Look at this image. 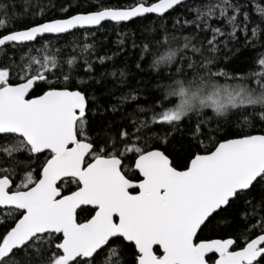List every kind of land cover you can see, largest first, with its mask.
<instances>
[{"label": "snow or ice", "instance_id": "snow-or-ice-1", "mask_svg": "<svg viewBox=\"0 0 264 264\" xmlns=\"http://www.w3.org/2000/svg\"><path fill=\"white\" fill-rule=\"evenodd\" d=\"M55 8L0 0V264H264V0Z\"/></svg>", "mask_w": 264, "mask_h": 264}, {"label": "trees", "instance_id": "trees-1", "mask_svg": "<svg viewBox=\"0 0 264 264\" xmlns=\"http://www.w3.org/2000/svg\"><path fill=\"white\" fill-rule=\"evenodd\" d=\"M47 2V0H46ZM53 3L56 4V8L53 10L56 15H60L59 7L61 4H64L65 6L69 7L70 12H75L78 9L76 8V5L79 3L81 5L84 4V0H52ZM90 3H95V0H89ZM107 3H110L112 5H124L126 3H131V0H106ZM193 0L189 1V3H192ZM200 0H196V4H199ZM183 13L184 10L180 9L176 13L173 14V17L169 19L168 21V28L172 29V23L173 20L176 18H180L183 20ZM148 22L144 21L141 22H128L126 26H121L120 28H115L112 26L106 25V31L102 30L101 33L98 34L96 40L99 43L100 41H103L105 44V49L101 50V54H104V51H107L108 55H113V52L116 51L120 45L117 44L118 38H123L126 43L122 46L124 48V51L121 52L119 55L115 56V62L119 66H125L127 65L131 69V76L129 77L130 85L132 87L136 86L137 81L143 79L145 83L148 82L149 78L151 77L152 70L149 68V64L151 62V57L146 59L144 61V71L139 72L135 69V63L138 60V53L140 51L139 48H133L132 44L135 42L137 45H142L145 42H153V37L156 35V32L152 29L151 26L145 27ZM179 27V26H177ZM117 32L122 33L123 35L118 37ZM92 42V41H89ZM54 47H62L63 42L60 44H57L55 41L52 42ZM175 46V44H173ZM163 46L161 49H157L155 46L153 48V51H162ZM71 49L67 48L65 49V53L70 52ZM226 70L233 73V74H240L243 73L247 75L251 71L257 70V64L255 60V55L253 53H250L248 51H245L242 53L238 58H234L231 60V62L227 63L225 65ZM221 83L224 82L223 79L220 81ZM140 103H145V100L143 97H141ZM134 104H130L127 107L128 111H131V109L134 107ZM119 122V116H117V123ZM213 233H205V236L212 235Z\"/></svg>", "mask_w": 264, "mask_h": 264}, {"label": "water", "instance_id": "water-1", "mask_svg": "<svg viewBox=\"0 0 264 264\" xmlns=\"http://www.w3.org/2000/svg\"><path fill=\"white\" fill-rule=\"evenodd\" d=\"M189 1H191V0H189Z\"/></svg>", "mask_w": 264, "mask_h": 264}]
</instances>
